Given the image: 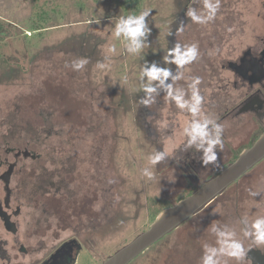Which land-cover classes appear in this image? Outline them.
I'll use <instances>...</instances> for the list:
<instances>
[{"label": "rangeland", "instance_id": "374dc122", "mask_svg": "<svg viewBox=\"0 0 264 264\" xmlns=\"http://www.w3.org/2000/svg\"><path fill=\"white\" fill-rule=\"evenodd\" d=\"M126 3L0 0V19L11 34L0 41V174L14 164L8 186L11 209L15 202L21 208L12 217L18 224L15 238L26 252L18 253L21 264L39 260L76 230L83 244L79 264H100L145 231L162 209L193 192L192 178L184 176L182 163L179 168L175 160L190 116L160 92L162 104L156 103L157 95L148 105L153 117L145 123L138 98L141 68L156 62L172 69L162 59L168 48L176 42L196 44L198 59L185 65L184 78L175 87L189 91L193 74L201 80L207 75V59L213 64L221 50H238L260 30L264 0H220L215 19L204 25L186 16L190 7L201 10L200 0H141L139 13L151 8V31L139 54L124 51L122 38L113 35L115 21L131 14ZM181 21L185 29L174 35ZM169 30L173 35H167ZM112 46L115 53L108 51ZM77 58L88 59L83 70L65 66ZM209 82L205 91L211 95V109H202V114L217 119L221 80L214 68ZM222 125L219 166L200 167L201 181L225 165L253 130L248 123ZM18 151L32 156L15 157ZM157 151L167 157L151 168L148 157ZM145 167L153 179L142 176ZM193 222L182 223L127 264H199L205 240L201 224ZM0 234L11 236L1 220Z\"/></svg>", "mask_w": 264, "mask_h": 264}, {"label": "flooded vegetation", "instance_id": "af4514ba", "mask_svg": "<svg viewBox=\"0 0 264 264\" xmlns=\"http://www.w3.org/2000/svg\"><path fill=\"white\" fill-rule=\"evenodd\" d=\"M185 8L186 7H183L181 11L177 13V17L182 15V11L184 12ZM262 8V23L260 25V30L251 33L249 36L250 41L241 45L242 47L240 46L238 50L237 48L231 49L229 52L221 50L213 64H211L210 58L207 59L203 69L204 71L206 70V76L208 77L205 76L202 80L200 79L201 83L198 86L201 88L200 94L204 97L202 109L204 110L207 108V110H210L212 98L209 94L207 96L205 90L209 88L211 68L217 70L219 72V80H221L218 88V107H216L217 111L215 113L218 122L221 124H227V122L231 124L248 123L253 126V130L247 141L231 152L225 165L214 170L203 181L198 178L197 173V170L203 166L199 159L201 153L194 149H188L185 152L179 153L180 150H183V147L180 146L178 148V157H176L175 160L179 168V164L182 163L184 176L187 174V178H192V191L196 190L200 185L218 174L234 161L241 150L251 146L259 135L264 132V3ZM172 69L173 71L176 70L174 64H172ZM226 71L229 72L228 76ZM195 74H193V77H199V75L195 76ZM191 78L192 77H190V79ZM174 86L179 88L178 81L175 82ZM143 96L144 92L140 90L138 94L139 107L140 110L144 109L142 120L147 123L148 116L153 117V112L149 110L148 106L140 104V99ZM156 103L158 105L162 104L160 94L159 101L157 100ZM224 134L223 139L225 136ZM182 143H184V141H182ZM250 188L253 190L260 189L262 193H264V157L244 172L237 180L227 185L221 192L216 194L202 208L198 209L182 223L194 220L195 222L193 223L197 224V226L201 224L200 226L203 228L202 238L205 240L204 243L207 242L210 244L214 243V237L211 236L208 231L209 226L211 224L227 225L237 232V237L242 240L246 249H249L251 246L240 264H264V246L256 247L252 245L251 240L244 238L241 233L242 218L246 217L252 220L257 216L264 215V194H262L261 197L260 195L251 197L247 191ZM0 207L4 213L10 215V221L14 223L15 229L14 232L7 231L11 235L10 237H3L0 234V264H21L18 259V253L22 252L26 254V252L22 242L15 238L18 224L12 219V217L15 219L16 216H19L21 212L20 205L15 202L14 209H11L10 193L9 205L6 206L3 200V202L0 201ZM199 214H203L201 218L198 217ZM0 220L2 222L1 217ZM199 220H202L200 224L198 222ZM82 247L81 232L76 230L74 236L52 246V248L45 252L39 260L31 264H79Z\"/></svg>", "mask_w": 264, "mask_h": 264}, {"label": "clouds", "instance_id": "9594fccd", "mask_svg": "<svg viewBox=\"0 0 264 264\" xmlns=\"http://www.w3.org/2000/svg\"><path fill=\"white\" fill-rule=\"evenodd\" d=\"M195 2V0H194ZM201 10L190 7L186 11V16L192 23L208 24L213 21L220 8V0H200ZM151 14V8H147L137 14L120 16L114 24L113 35L116 39L123 40L124 51L129 54H139L148 46L147 37L150 34L147 18ZM185 29L183 21L176 28L174 35L182 33ZM167 35H173L169 30ZM109 52L115 53L116 48L112 46ZM199 56L196 44L184 45L176 42L173 47L168 48L162 57L164 64H174L175 71L169 67H162L156 62H146L141 68L139 79L143 83L142 91L144 96L140 99V104L148 106L155 102V98L160 92H164L170 102H174L176 108L189 114L190 119L182 129L184 137L183 150L194 149L200 152L199 157L203 166L212 165L218 167V152L224 150V126L217 119L202 114L204 97L200 94V77H192L188 83V90L175 88V82L184 78L181 71L185 65L196 61ZM88 64L87 58H77L66 64L72 71H81ZM103 67V65H100ZM167 153L157 151L149 155L148 164L154 168L161 161L165 160ZM142 176L148 180L153 179V172L150 167L141 169ZM112 181L110 180L109 183ZM251 197L264 194L260 189H248ZM241 233L244 238L251 240L256 247L264 246V215L257 216L249 220L241 219ZM214 243L202 244V255L199 264H228L229 260L236 261V264L245 258L250 250L244 247L241 239L237 237V232L227 225L211 224L208 228Z\"/></svg>", "mask_w": 264, "mask_h": 264}, {"label": "water", "instance_id": "95a60500", "mask_svg": "<svg viewBox=\"0 0 264 264\" xmlns=\"http://www.w3.org/2000/svg\"><path fill=\"white\" fill-rule=\"evenodd\" d=\"M32 156L28 151H18L14 154L18 157ZM264 157V132L247 148L241 150L236 159L227 165L218 174L200 185L188 196L179 199L174 204L162 209L150 223L148 228L138 234L128 244L118 249L112 255L106 257L100 264H127L149 246L172 231L183 221L202 208L210 199L221 192L227 185L237 180L244 172ZM14 164L0 174V179L5 184L4 204L9 205L11 189L8 184ZM0 217L7 231L14 232V223L10 221V215L4 213L0 207ZM67 244V243H66Z\"/></svg>", "mask_w": 264, "mask_h": 264}, {"label": "trees", "instance_id": "16d2710c", "mask_svg": "<svg viewBox=\"0 0 264 264\" xmlns=\"http://www.w3.org/2000/svg\"><path fill=\"white\" fill-rule=\"evenodd\" d=\"M127 2V6L131 8V14H138L139 13V7L141 5V0H125ZM10 32L8 33L7 27L0 19V41L4 39L6 36H10ZM4 55L0 52V65L3 63ZM12 71V69H10ZM16 71V70H14ZM8 73L11 74L9 71ZM9 77V75H7ZM5 81V80H3ZM139 98V97H138ZM38 131V130H37Z\"/></svg>", "mask_w": 264, "mask_h": 264}]
</instances>
